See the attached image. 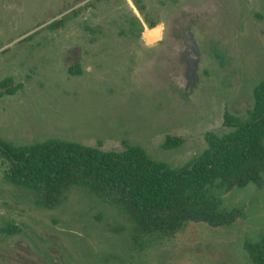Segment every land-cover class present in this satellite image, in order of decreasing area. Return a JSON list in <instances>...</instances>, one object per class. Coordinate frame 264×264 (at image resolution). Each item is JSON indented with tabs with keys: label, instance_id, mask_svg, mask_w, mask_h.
Masks as SVG:
<instances>
[{
	"label": "rangeland",
	"instance_id": "1",
	"mask_svg": "<svg viewBox=\"0 0 264 264\" xmlns=\"http://www.w3.org/2000/svg\"><path fill=\"white\" fill-rule=\"evenodd\" d=\"M147 21L162 28L155 45L139 35ZM6 78L20 89L0 98L4 142L128 143L181 168L206 150L207 133L230 132L225 110L245 116L254 105L264 0H0ZM170 136L182 144L166 149ZM6 171L0 158V230L12 222L21 232L0 231V264H253L244 243L264 235V182L221 194L224 209L241 212L231 227L188 223L138 244L108 202L72 189L62 206L41 208Z\"/></svg>",
	"mask_w": 264,
	"mask_h": 264
},
{
	"label": "trees",
	"instance_id": "2",
	"mask_svg": "<svg viewBox=\"0 0 264 264\" xmlns=\"http://www.w3.org/2000/svg\"><path fill=\"white\" fill-rule=\"evenodd\" d=\"M63 23L57 20L49 29ZM146 23L149 28L157 25ZM143 32L141 27V38ZM13 85V78L2 80L0 98L15 95L20 85ZM253 96L254 105L245 116L225 110L223 125L230 132L207 133L206 150L181 168L155 161L144 148L128 143L121 151H104L57 139L23 147L0 139V158L8 166L4 179L31 193L35 205L46 209L62 206L72 189H82L121 211L138 244L173 236L188 223L231 227L241 212L224 209L221 194L262 187L264 182V81ZM181 144V139L170 136L164 147ZM0 231L13 236L21 229L7 222ZM244 246L253 264H264V235L257 241L246 239Z\"/></svg>",
	"mask_w": 264,
	"mask_h": 264
},
{
	"label": "water",
	"instance_id": "3",
	"mask_svg": "<svg viewBox=\"0 0 264 264\" xmlns=\"http://www.w3.org/2000/svg\"><path fill=\"white\" fill-rule=\"evenodd\" d=\"M161 27L156 25L153 28L147 29L143 32L142 38L148 45H155L160 42Z\"/></svg>",
	"mask_w": 264,
	"mask_h": 264
}]
</instances>
